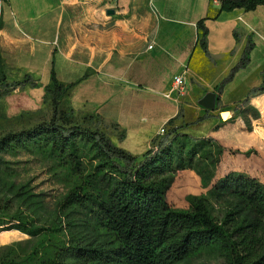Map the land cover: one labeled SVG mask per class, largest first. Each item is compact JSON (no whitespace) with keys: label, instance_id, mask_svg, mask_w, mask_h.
Returning a JSON list of instances; mask_svg holds the SVG:
<instances>
[{"label":"trees","instance_id":"trees-1","mask_svg":"<svg viewBox=\"0 0 264 264\" xmlns=\"http://www.w3.org/2000/svg\"><path fill=\"white\" fill-rule=\"evenodd\" d=\"M213 1L220 3L221 12H250L264 6V0ZM204 21L198 22L203 32L199 44L211 59ZM254 46L250 38L240 61L215 88L218 105L225 87L250 64ZM0 62L4 64L1 53ZM262 76L264 81V71ZM26 85L39 86L30 75L12 86ZM74 86L60 82L53 68L44 95L51 98V120L0 139V154L25 151L55 159L53 171L67 186L50 212L42 194L0 179L1 230H18L31 238L15 244L31 245L29 251L0 264H197L203 257L222 259L226 264H264V162H252L249 173L230 172L223 179L211 176L212 197H228L229 212L223 220L214 217L211 198L206 196H190L179 207L171 197L173 172L198 154L196 145L216 143L213 134L196 138L180 133L185 126L175 125L183 117L180 110L165 124V134L154 137L146 153L134 156L101 130L68 124L75 112L68 101ZM260 94H264V82L236 104V115ZM63 103L69 105L67 112L60 109ZM95 116L105 126L119 130L117 124H106ZM210 117L206 110L196 123ZM123 138L121 132L119 139ZM252 155L264 160L254 145ZM2 161L0 156V168L8 163ZM207 163L215 171L221 164ZM229 165L234 168L237 162ZM81 214L83 218H79ZM10 217L13 220L6 225L4 221Z\"/></svg>","mask_w":264,"mask_h":264},{"label":"crops","instance_id":"crops-1","mask_svg":"<svg viewBox=\"0 0 264 264\" xmlns=\"http://www.w3.org/2000/svg\"><path fill=\"white\" fill-rule=\"evenodd\" d=\"M263 7L221 12L213 0H4L0 53L12 80L30 75L39 85L24 87L25 108L40 107L54 68L60 82L75 84L70 106L117 124L112 141L141 156L180 110V133L209 137L264 82ZM203 19L211 59L199 44ZM250 38V64L225 87L215 110H208L212 118L196 123L207 110L199 101L219 85L217 67L230 72ZM184 71L186 92L166 98L174 76Z\"/></svg>","mask_w":264,"mask_h":264},{"label":"rangeland","instance_id":"rangeland-1","mask_svg":"<svg viewBox=\"0 0 264 264\" xmlns=\"http://www.w3.org/2000/svg\"><path fill=\"white\" fill-rule=\"evenodd\" d=\"M3 2L4 0H0V12ZM41 12L35 11V15ZM261 20L264 24V14L261 16ZM216 72L217 79H220L218 84L229 74V72L224 74L225 68L222 64L217 67ZM14 82H18V80H12L9 77L8 69L0 62V139L10 133L27 131L38 124L50 121L52 118L51 98L44 97L40 107L35 110H28L22 104L26 100L24 88L13 87ZM68 107L69 105L63 103L60 109L67 112ZM232 118L234 119L231 120ZM232 118L227 119L221 129L213 133L212 136L215 137L216 143L201 146V148L196 145V149H200L198 154L189 158L181 166L176 167L173 172L171 197L172 201L179 207H184L190 196H206L211 198L214 217L217 220H223L229 212L228 197L223 196L217 200L212 197L215 193L214 181L210 180L211 176L215 174L217 178L223 179L230 172L249 173L252 169V162H264V160L252 155V145L261 154H264V94L255 96L250 106L241 110L240 114L233 115ZM150 122H152L150 119L145 121V123ZM68 124L90 130L98 129L110 138L115 131H118L109 125L105 126L103 121L95 115L82 111H75L73 116L68 118ZM198 137L204 138L201 134H198ZM195 144V142L192 143V145ZM0 156L2 162H8L6 166L0 168V179L9 183L16 182L25 185L33 192L42 194L45 208L50 212L55 210L67 192L66 184L60 181L53 171V167L56 166L55 159L52 160L43 155L25 151L4 153ZM91 156L86 161L90 160ZM207 162H221V164L215 171L214 167ZM230 162H237V166L230 167ZM83 216L81 214L79 218H83ZM10 220L13 219L11 217L5 219L6 225L10 224ZM1 224L0 263L1 261L10 262L29 251L31 246L15 244L31 238L18 230L2 231ZM197 264L226 263L222 259L203 257Z\"/></svg>","mask_w":264,"mask_h":264},{"label":"built area","instance_id":"built-area-1","mask_svg":"<svg viewBox=\"0 0 264 264\" xmlns=\"http://www.w3.org/2000/svg\"><path fill=\"white\" fill-rule=\"evenodd\" d=\"M173 92L178 93L180 96H182L186 92V72L184 71L181 74H178L174 76L173 81H172V87L170 91L164 96L166 98H171V94ZM166 132L165 125L159 130L158 135H164Z\"/></svg>","mask_w":264,"mask_h":264},{"label":"water","instance_id":"water-1","mask_svg":"<svg viewBox=\"0 0 264 264\" xmlns=\"http://www.w3.org/2000/svg\"><path fill=\"white\" fill-rule=\"evenodd\" d=\"M113 14V11H110ZM199 105L209 111L215 110L217 106V94L215 92H208L200 101ZM224 117V116H223Z\"/></svg>","mask_w":264,"mask_h":264}]
</instances>
